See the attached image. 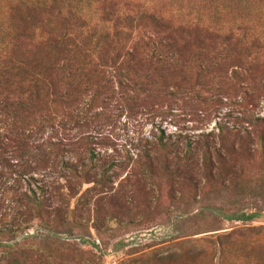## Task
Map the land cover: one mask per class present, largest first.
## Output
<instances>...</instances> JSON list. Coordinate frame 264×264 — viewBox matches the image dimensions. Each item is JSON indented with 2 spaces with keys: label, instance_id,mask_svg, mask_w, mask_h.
<instances>
[{
  "label": "rangeland",
  "instance_id": "374dc122",
  "mask_svg": "<svg viewBox=\"0 0 264 264\" xmlns=\"http://www.w3.org/2000/svg\"><path fill=\"white\" fill-rule=\"evenodd\" d=\"M45 1L42 14L0 0V36L43 24L72 56L163 64H65L58 95L81 83L82 99L39 116L33 147L0 118V264H264V0ZM220 4L240 26L233 39L200 31ZM153 19L199 27L170 36ZM80 157L91 182L67 168L81 171ZM239 211L258 217L223 216Z\"/></svg>",
  "mask_w": 264,
  "mask_h": 264
},
{
  "label": "trees",
  "instance_id": "16d2710c",
  "mask_svg": "<svg viewBox=\"0 0 264 264\" xmlns=\"http://www.w3.org/2000/svg\"><path fill=\"white\" fill-rule=\"evenodd\" d=\"M49 1H51L50 6L54 4V0ZM45 2V0H23L22 5L23 8L29 7L32 10L42 11L43 14L48 9ZM221 8V4L220 8L216 7L208 18L209 20L205 21L202 24L203 26H200V31L212 33L219 38H234L236 32L241 30L240 26H236L235 22L230 23L229 20H224L222 15L225 10ZM153 20L159 29L162 27L164 32L169 33L170 36H175L177 32H183L186 29L194 30L199 27L191 28L188 25L179 27V25L173 26L168 21ZM41 27V34H38V30L40 29L38 24L33 23V28L30 32L21 30L18 26L9 25L5 26L4 33L0 36V118L9 117L12 119L13 141L20 145L25 143L26 147L37 145V140L41 138L40 130H33L34 125L37 124L36 119L39 116L45 115L44 113L47 112L48 114L56 111L58 113L61 109L60 103L73 107L82 99L80 92H83V90H80V88L83 84L81 83H75L79 87L78 91L73 90V86L67 95L65 94L62 97L58 95V89H61L63 85L61 83L65 82L66 85L69 83L66 80L67 76L57 80L55 72H59L66 65L69 67L74 61L78 64L81 61L83 65H89L90 69L92 67L94 70H97L99 66L105 67L106 65L110 68H120L122 64H126V61H131L134 65L146 64L151 67L156 66V61H160L163 64V60L156 55H149L147 52L141 51H138L137 54L128 53L127 58H124V60L122 57L125 54H121V51L120 54L117 53L114 56L113 51L110 50H105L104 55L99 54L98 56H95V49L79 57L72 56L73 53L71 51L64 49L66 48L65 45H68L67 43L60 41L58 36L56 37L50 32H46L43 24ZM131 35L128 34L126 36V41L129 43L133 40V36ZM37 38L39 39L36 40ZM143 41L145 40L143 39ZM110 44L118 45L120 42H114L109 37H106L105 45ZM33 47L40 50L38 52H41V58L37 54L38 59H32L33 52L31 50L34 49ZM115 47H113V50ZM23 48L24 50H20ZM98 57L101 59L100 62L94 64V60ZM62 62H64L63 65H61ZM68 77L72 79L75 76L69 75ZM50 119L53 118L50 117ZM78 143L87 145L89 141H85V138H80ZM54 149L61 152L60 145ZM159 149L162 154L166 155L172 148L161 140ZM207 156L209 157L208 154ZM82 160L80 157L79 161L82 163L81 171L75 165L73 167V164L67 166V168L71 172L72 177L82 179L85 182H91V172L85 167L86 164ZM30 202L35 204L38 214L42 216L44 200L35 197L30 199ZM223 216L227 220L254 221L257 219L258 214L239 211L223 214ZM229 236L227 235L226 237Z\"/></svg>",
  "mask_w": 264,
  "mask_h": 264
}]
</instances>
